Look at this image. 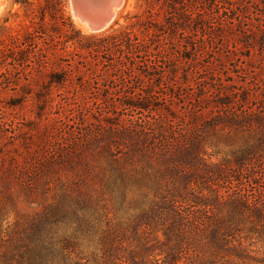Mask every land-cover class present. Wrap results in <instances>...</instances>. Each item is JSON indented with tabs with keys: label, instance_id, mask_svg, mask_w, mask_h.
Returning <instances> with one entry per match:
<instances>
[{
	"label": "trees",
	"instance_id": "obj_1",
	"mask_svg": "<svg viewBox=\"0 0 264 264\" xmlns=\"http://www.w3.org/2000/svg\"><path fill=\"white\" fill-rule=\"evenodd\" d=\"M136 1L148 16L129 17L126 27L107 37L105 55L121 57L107 60L97 74L79 60L58 59L44 38L47 15L60 13L66 0H12L38 26L17 22L18 12L0 19V98L8 93L11 107L31 95L49 104L38 89H70L76 71L87 80L59 105L81 107L90 97L101 109L128 111L126 118L106 112L93 124L81 113L67 115L54 129L21 130L33 139L22 143L28 156L23 165L1 167L0 242L9 207L17 208L22 197L34 213L2 264H52L68 245L55 237L56 227L111 213L101 201L116 212H138L131 240L115 235L101 264H150L156 250L164 255L162 264H264L245 247L251 236L264 242V96L253 105L251 89H231L225 81L217 85L214 77L189 84L182 95L158 50L162 10L167 24L177 16L181 31L199 33L202 40L216 36L248 43L264 34V0ZM151 28L159 39L154 47L151 38L144 40ZM59 60L67 62L60 73L54 69ZM218 128L254 133L256 139L212 165L204 158V140L209 129ZM14 182L17 190L11 188ZM97 185L100 200L93 193Z\"/></svg>",
	"mask_w": 264,
	"mask_h": 264
},
{
	"label": "rangeland",
	"instance_id": "obj_2",
	"mask_svg": "<svg viewBox=\"0 0 264 264\" xmlns=\"http://www.w3.org/2000/svg\"><path fill=\"white\" fill-rule=\"evenodd\" d=\"M104 1L102 0V2ZM144 9L145 6L141 7V4L136 0H124L121 11L105 30L87 32L75 20L71 0H66L60 13L47 15L44 38L50 43L51 49L58 56V59L73 58L74 61L79 60L87 65V68L96 70L97 74L100 73L107 60L113 61L116 57H121L118 54L115 57L114 54H110L112 56L105 55L107 53L104 50L111 45L107 37L126 27L130 22L129 17L138 14L144 20L148 16L144 14ZM8 12L19 13L20 17L17 22L31 24L32 18L23 17V11L20 10L19 6L13 5L12 0H0V19L8 15ZM165 15L166 11L162 10L158 19L162 22L160 28L163 30L160 33L161 44L158 50L162 51L161 56L166 61L167 75L175 77L177 89L180 88L179 91L182 95L187 93L189 84H199L198 81L202 79L210 81L214 77L217 85L221 81H225L231 89L233 87L239 91L251 89L250 102L253 105L262 99L264 96V34H257L253 38H249L248 43L239 42L237 38L232 39L230 37L222 41L216 36H213V39L202 40L199 33V36L195 37L197 34L194 31H181L177 26V16L174 17L173 22L169 20L170 23L167 24L164 19ZM12 21L14 20H11V23ZM131 21H135V19L132 18ZM32 22L38 26V20ZM251 29L259 31L256 27H251ZM138 33L140 34V32ZM153 34L154 31L151 28L148 34L144 36L146 41L151 38L152 42L149 43H153L152 47L156 46V41L159 40L156 37L153 38ZM236 34L239 35V32ZM63 60H59L54 66V69H58V73H60V69L67 67V62ZM75 63L72 62V64ZM172 71L175 72L174 75H172ZM77 74L75 71L71 76L70 82L72 84L68 85L70 89H66V87L65 89L54 87L50 91L38 89L42 90L45 99L52 100L49 104L43 103V100L38 101L39 99L35 95H31L21 105L11 107L10 103L14 102L10 101V95L8 93L1 95L0 179L3 171L2 165L8 166L10 163L23 165L28 157L22 143L25 142V144L30 145L33 138L27 134L21 135V130L28 132L31 128L40 127L44 129L46 126L54 129L59 127V121L65 119L67 115L71 117L79 113L86 115L87 124L103 120V115L106 112L127 117L128 111L124 107L101 109L90 97L83 102L81 107L59 105L61 98L70 96L68 92H75L79 88V84L87 80V77L83 78ZM47 80L45 78L41 82L44 83ZM100 83L102 82L100 81ZM95 85L93 86L97 87L99 84L96 82ZM194 90L198 91L196 88ZM46 91L47 94L44 93ZM176 102L179 103L178 100ZM157 105L164 107L161 102ZM255 139L254 133L246 131H235L227 128L209 129L204 140V158L212 165L222 163L231 159L239 150L254 144ZM20 143L21 146L18 147ZM125 168L129 170L130 166L126 165ZM11 188L17 190L18 184L12 183ZM93 193L98 200L103 199L98 185L94 187ZM104 203L108 204L111 213L100 211L98 214L86 217L85 221L65 223L56 227L55 233L57 234L55 237H58L57 239L65 238L68 245L66 249L58 250L62 254H58L52 264H101L103 253L115 235L124 234L126 239L131 240L130 237L134 234L131 226L136 219L137 210L132 208L129 211L116 212L111 203L101 201V205ZM33 213V209L23 202L22 197L17 208L9 207L7 209L6 215L9 218L4 222L5 241L0 242V264L3 263L2 257L4 255L10 256L15 252L16 239L22 231L26 219ZM157 236L163 237L162 233L157 234ZM244 236L245 234L242 235V237ZM248 238L252 239L244 241L247 251L258 261L264 260V242L259 241L254 236ZM159 254L157 250L151 253L148 258L149 263L157 264L158 260L162 264L164 255L160 256ZM255 264H261V262H255Z\"/></svg>",
	"mask_w": 264,
	"mask_h": 264
},
{
	"label": "bare ground",
	"instance_id": "obj_3",
	"mask_svg": "<svg viewBox=\"0 0 264 264\" xmlns=\"http://www.w3.org/2000/svg\"><path fill=\"white\" fill-rule=\"evenodd\" d=\"M95 3V4H104L105 2H102V0H82V2H79L77 0H71V7H72V11L74 13V17L75 20L79 23L80 27L87 32H95L97 31L96 29V21L93 20V15L91 14V9L92 7H90L91 3ZM123 2L124 0H122L121 4L119 5H112L110 8V19H114L117 17V15L119 14V12L122 9L123 6ZM94 4V6H95ZM100 4V5H102ZM94 9V8H93ZM92 9V10H93ZM112 17V18H111ZM113 20V21H114ZM111 23H108V26Z\"/></svg>",
	"mask_w": 264,
	"mask_h": 264
},
{
	"label": "water",
	"instance_id": "obj_4",
	"mask_svg": "<svg viewBox=\"0 0 264 264\" xmlns=\"http://www.w3.org/2000/svg\"><path fill=\"white\" fill-rule=\"evenodd\" d=\"M79 2H82V0H77ZM105 3L100 5V4H95L94 2L90 4L91 9V14L93 15V20L96 21V29L97 32H101L105 30L108 27V23L113 22V18L110 19V8L112 5H119L121 4L122 0H105ZM95 4V6H94Z\"/></svg>",
	"mask_w": 264,
	"mask_h": 264
}]
</instances>
